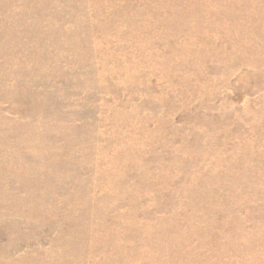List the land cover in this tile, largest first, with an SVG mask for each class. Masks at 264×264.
<instances>
[{"label": "rangeland", "instance_id": "374dc122", "mask_svg": "<svg viewBox=\"0 0 264 264\" xmlns=\"http://www.w3.org/2000/svg\"><path fill=\"white\" fill-rule=\"evenodd\" d=\"M0 264H264V0H0Z\"/></svg>", "mask_w": 264, "mask_h": 264}, {"label": "bare ground", "instance_id": "6f19581e", "mask_svg": "<svg viewBox=\"0 0 264 264\" xmlns=\"http://www.w3.org/2000/svg\"><path fill=\"white\" fill-rule=\"evenodd\" d=\"M184 241V240H183Z\"/></svg>", "mask_w": 264, "mask_h": 264}]
</instances>
